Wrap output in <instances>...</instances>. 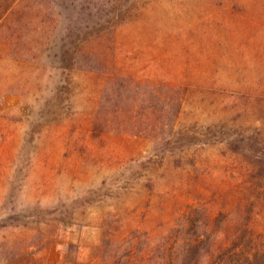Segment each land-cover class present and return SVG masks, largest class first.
<instances>
[{
  "label": "rangeland",
  "instance_id": "rangeland-1",
  "mask_svg": "<svg viewBox=\"0 0 264 264\" xmlns=\"http://www.w3.org/2000/svg\"><path fill=\"white\" fill-rule=\"evenodd\" d=\"M245 220L264 0H0V264H161Z\"/></svg>",
  "mask_w": 264,
  "mask_h": 264
},
{
  "label": "trees",
  "instance_id": "trees-1",
  "mask_svg": "<svg viewBox=\"0 0 264 264\" xmlns=\"http://www.w3.org/2000/svg\"><path fill=\"white\" fill-rule=\"evenodd\" d=\"M111 31L113 33V27ZM125 78L137 82L132 76ZM168 88L178 89L175 86ZM245 221L225 245L213 249L207 246L210 238L207 233L195 234L175 247L164 242L159 249V261L161 264H264V234L254 231Z\"/></svg>",
  "mask_w": 264,
  "mask_h": 264
}]
</instances>
